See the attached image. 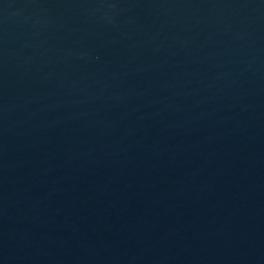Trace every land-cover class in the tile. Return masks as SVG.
Returning a JSON list of instances; mask_svg holds the SVG:
<instances>
[{"label":"water","instance_id":"95a60500","mask_svg":"<svg viewBox=\"0 0 264 264\" xmlns=\"http://www.w3.org/2000/svg\"><path fill=\"white\" fill-rule=\"evenodd\" d=\"M0 264H264V0H0Z\"/></svg>","mask_w":264,"mask_h":264}]
</instances>
